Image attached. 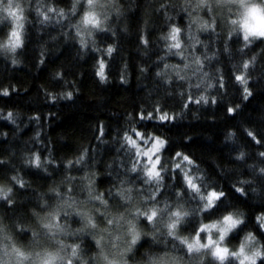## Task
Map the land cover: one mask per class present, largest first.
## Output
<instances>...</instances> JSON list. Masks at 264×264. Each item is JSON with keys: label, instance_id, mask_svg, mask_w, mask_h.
<instances>
[{"label": "clouds", "instance_id": "clouds-1", "mask_svg": "<svg viewBox=\"0 0 264 264\" xmlns=\"http://www.w3.org/2000/svg\"><path fill=\"white\" fill-rule=\"evenodd\" d=\"M0 264H264V0H0Z\"/></svg>", "mask_w": 264, "mask_h": 264}, {"label": "trees", "instance_id": "trees-1", "mask_svg": "<svg viewBox=\"0 0 264 264\" xmlns=\"http://www.w3.org/2000/svg\"><path fill=\"white\" fill-rule=\"evenodd\" d=\"M89 118V117H86V119ZM75 121H76V116L75 114H73L72 116L70 117H67L64 121V124L63 125H58L57 127H71L75 124ZM55 131V129H53ZM195 143V141H194Z\"/></svg>", "mask_w": 264, "mask_h": 264}]
</instances>
